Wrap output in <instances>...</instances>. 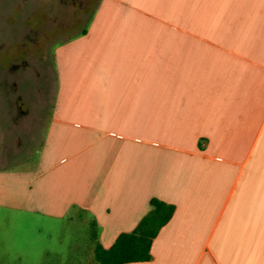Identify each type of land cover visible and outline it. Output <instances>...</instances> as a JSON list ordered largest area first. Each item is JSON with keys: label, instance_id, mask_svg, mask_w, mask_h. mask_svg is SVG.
<instances>
[{"label": "crops", "instance_id": "obj_1", "mask_svg": "<svg viewBox=\"0 0 264 264\" xmlns=\"http://www.w3.org/2000/svg\"><path fill=\"white\" fill-rule=\"evenodd\" d=\"M43 60L0 63V264H29L25 214L109 249L153 199L174 216L130 264H264V0H101Z\"/></svg>", "mask_w": 264, "mask_h": 264}, {"label": "rangeland", "instance_id": "obj_2", "mask_svg": "<svg viewBox=\"0 0 264 264\" xmlns=\"http://www.w3.org/2000/svg\"><path fill=\"white\" fill-rule=\"evenodd\" d=\"M101 0H0V63L14 60L42 61L50 53L86 30ZM2 73L0 71V78ZM1 83V79H0ZM10 250L24 252L33 264L41 260L54 264H95L88 227L66 219L48 221L25 214L18 224ZM88 228V229H87Z\"/></svg>", "mask_w": 264, "mask_h": 264}, {"label": "trees", "instance_id": "obj_3", "mask_svg": "<svg viewBox=\"0 0 264 264\" xmlns=\"http://www.w3.org/2000/svg\"><path fill=\"white\" fill-rule=\"evenodd\" d=\"M150 205V211L136 228L130 233L121 234L109 249H105L98 241L97 223H90L95 264L143 263L152 259L153 242L173 218L176 207L159 199H153Z\"/></svg>", "mask_w": 264, "mask_h": 264}]
</instances>
